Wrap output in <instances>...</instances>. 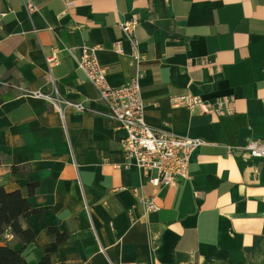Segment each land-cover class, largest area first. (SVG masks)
I'll return each mask as SVG.
<instances>
[{
    "label": "crops",
    "instance_id": "0c3cea01",
    "mask_svg": "<svg viewBox=\"0 0 264 264\" xmlns=\"http://www.w3.org/2000/svg\"><path fill=\"white\" fill-rule=\"evenodd\" d=\"M0 0V186L25 190L35 212L21 221L35 237L22 264H264V0ZM139 21L136 36L144 118L152 127L205 143L190 154L189 178L154 187L123 168L119 123L77 66L79 47L95 56L110 85L135 71L119 22ZM121 40L124 53L113 50ZM63 108L23 89L51 90L45 55ZM18 86L20 88H18ZM228 99L201 113L171 98ZM230 107V109H229ZM158 209L144 213L138 197ZM49 227L69 235L57 243ZM18 249L11 234L4 236Z\"/></svg>",
    "mask_w": 264,
    "mask_h": 264
},
{
    "label": "built area",
    "instance_id": "2783aa9c",
    "mask_svg": "<svg viewBox=\"0 0 264 264\" xmlns=\"http://www.w3.org/2000/svg\"><path fill=\"white\" fill-rule=\"evenodd\" d=\"M23 4L28 13L36 9L32 0H23ZM3 15L4 13H0V16ZM138 23L136 17H129L119 22L124 39L129 44V56L135 66V71L126 82L115 86L109 84L106 69L95 56L98 45L79 47L77 66L84 72L86 80L95 88L98 99L106 106L103 115L107 119L118 122L124 132L121 140V151L124 157L122 167L135 166L144 175L148 184L154 187L175 185L180 180L189 178L190 154L205 141L199 137L180 136L165 129L155 128L145 121V103L142 99L140 83L142 76L140 65L145 60V55L136 36ZM112 48L117 53H124L121 40L114 42ZM45 61L51 86L50 92L21 89L28 95L43 98L52 103L62 118L64 107L88 111V107L82 102H74L59 95L51 74V67L59 63L55 50L45 55ZM171 100L174 105H184L191 110L197 109L206 114L221 112L229 105L228 99H220L212 103L204 100L200 95L193 94L173 96ZM246 150L254 157L264 158V143L258 140L249 141ZM138 199L144 207V213L158 209L153 197L140 195ZM109 264L114 263L110 261Z\"/></svg>",
    "mask_w": 264,
    "mask_h": 264
},
{
    "label": "trees",
    "instance_id": "16d2710c",
    "mask_svg": "<svg viewBox=\"0 0 264 264\" xmlns=\"http://www.w3.org/2000/svg\"><path fill=\"white\" fill-rule=\"evenodd\" d=\"M36 185L29 184L25 190L6 191L0 186V242L6 234L18 239L20 247L13 248L7 241L0 243V264H22L23 250L27 244L35 242L34 233L22 224V219L35 212L27 198L32 195ZM48 235L57 243L66 241L69 235L53 227L47 230ZM36 264H52L48 255H43Z\"/></svg>",
    "mask_w": 264,
    "mask_h": 264
}]
</instances>
